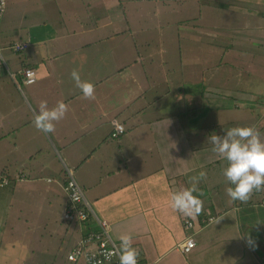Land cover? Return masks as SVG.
<instances>
[{"label": "crops", "instance_id": "obj_1", "mask_svg": "<svg viewBox=\"0 0 264 264\" xmlns=\"http://www.w3.org/2000/svg\"><path fill=\"white\" fill-rule=\"evenodd\" d=\"M20 1L12 0L5 18H10L8 14L16 17L14 11ZM36 2L38 19L28 21L25 35L19 30L20 18L17 24H12V37L18 38L13 40L29 42L16 64L32 67L36 80L21 84L17 76L16 82L6 72L0 76V175L1 179L8 178L6 184L0 182V230L5 229L3 213L15 203V194L21 192L24 197L29 194L26 199L31 202L37 195L36 208L39 211L41 207V212L48 214L53 212L57 199L60 201L57 208L64 213L63 221L58 218L55 221L61 223V241L64 239L66 243L58 249L67 255L79 241L73 232H68L74 221L65 217L71 210L65 184L72 177L81 187L88 206L99 218L108 221L115 241L121 242L122 234L132 235L133 247L138 249L142 260L138 258L139 264H264V191L260 192L258 201H254V196L259 191L247 203L235 201L227 209L219 189L218 203L207 202L205 196L211 194L206 192L203 179L198 188L205 193L194 195L208 204L209 209L188 216L171 206V195L191 186V178L205 169L208 160L222 165L226 162L218 156L211 158L201 149L207 145L205 135L199 136L201 127L183 125L173 114L179 108L159 116H146L144 111L151 103L148 88L136 69L150 73L151 62L138 66L143 60V50L139 52V49H146V59L152 62L154 50L163 52L160 46L152 50L145 37L149 32L160 34L161 27L168 26L164 23L158 27L154 20L160 22L158 18L173 14H159L156 0ZM199 3L200 9L210 8L207 12L211 15L218 8L229 11L231 20L239 16L240 21L233 24L235 32L264 29V0H201ZM219 14L223 13L219 11ZM151 25L153 28L149 30ZM187 25L181 27L183 32ZM187 28L189 34L193 31L192 36H196L194 32H202L196 26ZM205 34L219 40L225 37L210 31ZM255 34L250 36L258 38ZM239 41L243 42V38ZM231 50L242 51L235 37ZM233 58L237 59L236 54ZM73 69L79 71L82 80L95 85L94 99L84 98L75 86L70 75ZM61 100L68 105V112L55 122V131L38 130L33 121L40 102L47 101L51 108ZM252 109H247L249 118L244 125L238 120L236 126H255L264 139V106L260 112ZM113 120L125 128L115 138L110 135ZM218 125L216 131L222 135L226 129ZM208 145L212 147L209 142ZM11 207H8L9 217L23 213ZM50 219L47 215V221ZM184 219L190 220L192 226L186 228ZM27 222L30 228L32 224L28 219ZM76 223L83 231L84 226L79 221ZM12 227L11 223L7 234ZM3 231L0 242L14 237L13 232L4 237ZM189 235L195 246L185 253L180 244ZM44 238L37 235L30 238V244L44 242ZM52 238L55 237L49 235Z\"/></svg>", "mask_w": 264, "mask_h": 264}, {"label": "rangeland", "instance_id": "obj_2", "mask_svg": "<svg viewBox=\"0 0 264 264\" xmlns=\"http://www.w3.org/2000/svg\"><path fill=\"white\" fill-rule=\"evenodd\" d=\"M199 1L201 0H156L159 14L173 15L163 19L158 18L160 22L154 20L158 27H160L159 24L164 23L168 24V26L161 27L162 31L160 34L157 31L149 32L145 38L148 40L147 43L152 50L154 46H160L163 48V52H159L158 49L154 50L155 59L152 62L146 59L148 57L146 49L140 48L139 52L143 50V60L138 63V66L143 67L146 66V63L151 62L150 73L147 72L145 74L140 68V70H136L139 78L144 82V86L148 88V98L151 105L149 104L144 110L146 111V116L151 114L159 116V113L170 112L179 108L173 114L177 115L181 123L188 128L192 126L201 127L199 136L204 134L205 140H207V147L204 146L201 149L213 158L217 155L212 152V147H209L208 137L218 134L216 125L223 126L226 131L230 128L229 126L235 127L238 125V120L244 125L246 119L249 118L247 109L253 108L252 110L260 112L259 110L264 106V74L262 73L264 71V29L262 28L260 32H254L253 28H251L250 32L248 30L237 31L241 33L240 37L233 27L235 22L240 21L239 16H235L231 20L229 11L217 10L218 8L216 13L211 15L207 12V9L210 8L200 9L201 3ZM11 2L12 0L5 1L4 12L0 19V44L2 47H8L10 44L8 42H22L13 40L18 38L12 37V24H17L20 18L21 25H19V30L25 35L28 28L27 25H29L28 21H31L32 18H35L36 21L39 15L36 0H22L16 7L17 11H14L16 17H11V14H8L10 18L7 19L5 17ZM211 8L213 9V7ZM126 9L128 10V5H126ZM199 11L201 12L200 15H198ZM219 11L223 13V16L219 14ZM152 12H156V10L153 9ZM193 16L196 18H187ZM255 19L261 18L256 17ZM185 24H188L187 27L190 25L201 28L200 31L202 32H194L197 37L192 36L191 33L193 31H190L191 33L189 34L187 27L183 32L181 27H185ZM151 28H153L152 25L149 30ZM208 31L219 35L222 33L225 37L219 40L214 38L213 35H206L205 33ZM246 33L249 35H246ZM250 34H255L258 38L254 39ZM234 37L237 40V45L242 48L240 52L231 50ZM10 38H12V41ZM241 38H243V42L239 41ZM22 39H25V37ZM233 46L236 47V45ZM24 53L25 51L13 53L7 48L2 49L3 57H5L6 61L8 60L11 72L17 71L22 67L16 64V60L22 58ZM235 54L237 59L233 58ZM14 81L16 82L15 79ZM251 106L253 107L249 108ZM255 117L258 119L261 116ZM203 159L205 160V158ZM209 162L208 160L207 164H204L205 169H202L207 174L206 178H204V187L207 188L206 192L211 194L210 196H205V198H207V202L218 203L219 199H217V196L220 195H217V190L219 189L222 191L221 199L227 204L222 203L223 206L227 209L228 207L231 208L235 201H232L226 195L225 189L231 185L223 176V169L227 166V162L224 165L219 162ZM20 176L22 178L23 175ZM3 177L5 178V176ZM2 179L0 175V182ZM36 188L37 184L35 185ZM260 192L262 191H259V195L254 196V201H258L261 198ZM204 193V189H199L198 194ZM44 195L47 194L44 193ZM28 196L29 194L25 197L22 196L21 192L15 194L13 197L15 203L11 205L15 208L7 206L6 211L3 213L4 225H6L4 231L2 230L4 237H7L12 232L14 237L11 240L3 239L0 242V264H84L83 260L72 261L69 252L64 255L65 253L62 249H58L59 246L66 245L64 239L61 241L63 237V232L61 233L60 231L61 223L55 221L56 218L63 221L64 211L57 208L60 201L56 199L53 212L48 214L41 212V207L39 211L36 208L38 207L35 204L37 195L33 196L32 202L31 199H26ZM82 196L84 197V195ZM47 197L48 199L51 198L48 195ZM39 198L45 202L43 197L40 196ZM8 207H11L13 211L15 209L23 210V213L16 215V218L9 217L11 212ZM208 207V204L205 205L202 201L201 211L209 209ZM215 208L219 210L217 207ZM30 209L32 212H29ZM94 214L97 217L95 212ZM47 215L51 218L49 221H47ZM27 219L32 224L30 228L27 227ZM103 220L108 226L110 225L106 219ZM73 221L70 223L72 226L69 225L68 227V232H73L76 240L81 235L85 236L89 233V231L81 232V226L76 223V220ZM79 221L81 223V220ZM91 221H95L98 224L96 218H89L85 222L91 223ZM11 223L13 224L12 231L7 234ZM240 224L242 225L241 222ZM110 230L109 226V232ZM2 231L0 230V232ZM50 231L59 233L60 238L57 233L54 235ZM37 235L45 236L46 241L42 242V240L36 242L37 244H30V238H35ZM49 235H53L55 238L49 239ZM68 236L67 234L66 238ZM88 238H91V236ZM48 239L49 242H47ZM138 258L141 260V257L138 256Z\"/></svg>", "mask_w": 264, "mask_h": 264}, {"label": "clouds", "instance_id": "obj_3", "mask_svg": "<svg viewBox=\"0 0 264 264\" xmlns=\"http://www.w3.org/2000/svg\"><path fill=\"white\" fill-rule=\"evenodd\" d=\"M4 0H0L3 6ZM71 78L75 86L80 89L84 98H95V85L82 80L78 70L73 69ZM68 112V105L58 101L49 108L47 101H41L38 111L34 115V125L38 130L46 133L55 131V122L63 119ZM212 145V152L227 162L223 169V176L231 185L226 187V195L232 201L247 203L252 194L264 191V139L255 126H236L221 134L208 137ZM206 172H199L191 178V186L171 195V206L175 211L191 216L202 210V201L198 195V185L206 178ZM102 219V218H101ZM119 264H138V250L133 247L132 235L122 234Z\"/></svg>", "mask_w": 264, "mask_h": 264}, {"label": "built area", "instance_id": "obj_4", "mask_svg": "<svg viewBox=\"0 0 264 264\" xmlns=\"http://www.w3.org/2000/svg\"><path fill=\"white\" fill-rule=\"evenodd\" d=\"M0 6V17L4 12V4ZM29 42H12L8 47H2L0 44V74L2 70L8 74L13 80L16 76L20 79V83L32 84L36 80L35 70L32 67L22 66L17 71L11 72L9 64L5 57H3L2 49L7 48L11 52H21L26 49ZM111 137L115 138L125 131L124 126L121 123L113 120ZM7 183V178L3 177L1 185ZM65 190L70 202L71 210L68 211L65 217L69 220H81V223L87 221L89 218H96L98 220L99 228L101 231L96 233L90 232L85 236H80L79 241L69 251L71 254V260H83L84 264H119V257L121 252V242L115 241L109 232V226L105 220L96 217L91 207L88 206L84 197L82 196V189L78 183L72 177L66 180ZM80 222V221H79ZM184 226L189 228L192 226V222L188 219L184 220ZM99 235V236H98ZM91 236V238H88ZM101 237V238H99ZM195 246L194 239L191 235L184 239V242L180 244V249L187 253ZM139 264V261H138Z\"/></svg>", "mask_w": 264, "mask_h": 264}, {"label": "trees", "instance_id": "obj_5", "mask_svg": "<svg viewBox=\"0 0 264 264\" xmlns=\"http://www.w3.org/2000/svg\"><path fill=\"white\" fill-rule=\"evenodd\" d=\"M2 17V16H1ZM1 17H0V19H1ZM29 46V45H28ZM28 48V47H27ZM26 48V49H27ZM26 49H23V51H25ZM11 51V50H10ZM22 52V51H21ZM13 53H19V52H13ZM7 63H9L8 62V60H7ZM3 72H5L4 71V69L2 70ZM83 226H84V230L82 231L83 233H85V232H87V231H90V232H93V233H96V231H100V228H99V225L95 222V221H91V224H94V226L92 227V226H90V223H86L85 221L83 222V223H81Z\"/></svg>", "mask_w": 264, "mask_h": 264}]
</instances>
